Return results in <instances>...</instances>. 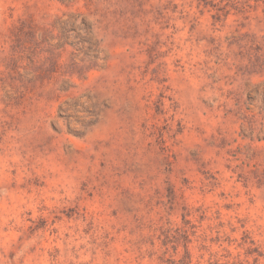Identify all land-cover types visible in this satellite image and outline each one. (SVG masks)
Masks as SVG:
<instances>
[{"label": "rangeland", "instance_id": "374dc122", "mask_svg": "<svg viewBox=\"0 0 264 264\" xmlns=\"http://www.w3.org/2000/svg\"><path fill=\"white\" fill-rule=\"evenodd\" d=\"M0 264H264V0H0Z\"/></svg>", "mask_w": 264, "mask_h": 264}]
</instances>
